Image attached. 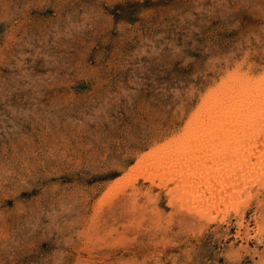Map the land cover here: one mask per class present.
<instances>
[{"label": "rangeland", "instance_id": "1", "mask_svg": "<svg viewBox=\"0 0 264 264\" xmlns=\"http://www.w3.org/2000/svg\"><path fill=\"white\" fill-rule=\"evenodd\" d=\"M236 78L264 82V0H0V264H264V155L221 207L128 174Z\"/></svg>", "mask_w": 264, "mask_h": 264}, {"label": "bare ground", "instance_id": "2", "mask_svg": "<svg viewBox=\"0 0 264 264\" xmlns=\"http://www.w3.org/2000/svg\"><path fill=\"white\" fill-rule=\"evenodd\" d=\"M239 78L230 82L227 81V83L221 85L219 84L217 92H210L211 95L208 94L206 96L205 101L198 109L196 119L189 123L191 124L190 128H186L187 130L183 133L182 140L180 139V141L166 146L164 149L159 150V152H155L156 154L154 155L143 157L128 174L132 176V172H137L145 167L150 169L151 167L155 171L154 176L157 175L163 178L165 172L168 173L172 170L175 174L174 178H179L181 183L186 180L185 186L190 187L191 194L196 193V190L198 191L202 187L204 188L203 195L201 194V197L197 196V198H202L200 199L202 200L201 202L204 199L208 203L211 200L209 198L212 196L211 192L219 190L220 192H218L215 198H218L217 203L219 204H217V207H221L220 204L223 203V194L226 189H221L220 186L223 187L226 180H228L229 186L227 188H229L230 184L235 180H231L232 177H235L239 173H241L240 176L242 177V172L253 170V167L257 169L259 166H262L257 165V161L255 163L254 158L255 156L259 157V154H262L260 157L264 155L263 150H260L258 147L257 140H253L264 134V82L260 83L255 89H250V84L245 83L243 79ZM253 81L255 82V80ZM252 141H254L253 145H251ZM261 160L264 163L263 159ZM138 173H145L144 169ZM149 176H153V174ZM245 179V187L253 184L251 183V176H246ZM211 182L218 185L214 187L215 185H212ZM208 194H210L209 197ZM225 198L227 197H224V200ZM169 199L168 201L171 202ZM194 199L196 198L194 197ZM191 204V209L197 208L196 211H198L199 215L202 214L203 217L212 213L210 211L211 205L207 206L205 203L201 205L200 201L197 202V206L193 203ZM218 210L221 211V208ZM209 219L213 221L215 217L210 216Z\"/></svg>", "mask_w": 264, "mask_h": 264}]
</instances>
